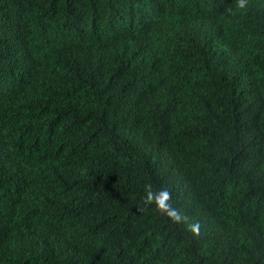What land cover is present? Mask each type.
Returning <instances> with one entry per match:
<instances>
[{"label":"trees","instance_id":"trees-1","mask_svg":"<svg viewBox=\"0 0 264 264\" xmlns=\"http://www.w3.org/2000/svg\"><path fill=\"white\" fill-rule=\"evenodd\" d=\"M0 264H264V0H0Z\"/></svg>","mask_w":264,"mask_h":264},{"label":"clouds","instance_id":"clouds-1","mask_svg":"<svg viewBox=\"0 0 264 264\" xmlns=\"http://www.w3.org/2000/svg\"><path fill=\"white\" fill-rule=\"evenodd\" d=\"M248 0H236L238 9L247 8ZM172 192L167 188L154 190L153 185L148 183L144 185V196L142 203L145 207L154 206V210L165 215L168 220L174 224H186L188 231L193 235H199L200 225L198 222L189 223L188 217L179 209L175 208L172 203Z\"/></svg>","mask_w":264,"mask_h":264}]
</instances>
